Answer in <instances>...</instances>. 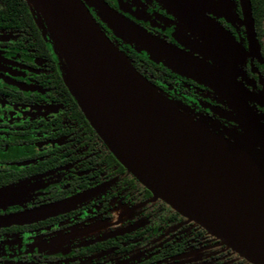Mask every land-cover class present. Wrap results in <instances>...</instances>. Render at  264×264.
I'll list each match as a JSON object with an SVG mask.
<instances>
[{"label": "flooded vegetation", "instance_id": "af4514ba", "mask_svg": "<svg viewBox=\"0 0 264 264\" xmlns=\"http://www.w3.org/2000/svg\"><path fill=\"white\" fill-rule=\"evenodd\" d=\"M16 1L12 15L10 0H0V264H252L162 199L151 201L152 192L124 165L108 167L98 149L75 138L72 113L55 97L57 75L72 89L65 61L36 11L35 27L22 25ZM77 1L122 52L149 60L137 62L140 73L199 125L246 147L228 93L235 77L264 126V36L256 35L257 50L247 55L242 0ZM187 7L216 29L207 32ZM100 9L164 50L122 36ZM210 41L222 42L221 57ZM203 74L217 80L206 83ZM255 146L264 160V145Z\"/></svg>", "mask_w": 264, "mask_h": 264}, {"label": "water", "instance_id": "95a60500", "mask_svg": "<svg viewBox=\"0 0 264 264\" xmlns=\"http://www.w3.org/2000/svg\"><path fill=\"white\" fill-rule=\"evenodd\" d=\"M25 1L46 23L75 78L73 92L85 112L121 162L152 192L150 200L162 199L250 263L264 264V160L255 146L264 145V126L250 114L235 77L228 93L234 119L247 138L246 147L216 136L164 97L77 0ZM242 5L247 55H254L257 39L250 0H242ZM185 9L207 32L216 29L198 10ZM101 12L120 28L122 36L139 39L155 52L158 44L149 34L106 9ZM218 43L210 41L209 47L221 57L223 44ZM219 61L228 68L227 62ZM178 67L187 69L182 64ZM203 75L206 83L217 80Z\"/></svg>", "mask_w": 264, "mask_h": 264}, {"label": "trees", "instance_id": "16d2710c", "mask_svg": "<svg viewBox=\"0 0 264 264\" xmlns=\"http://www.w3.org/2000/svg\"><path fill=\"white\" fill-rule=\"evenodd\" d=\"M22 2V25L35 27L34 19L32 18L31 11H35L25 0H19ZM251 12L254 20V29L258 39L260 40L264 36V0H250ZM19 3L16 0H10L9 10L10 13L14 11H19ZM18 13L16 12V15ZM124 53V52H123ZM125 54V53H124ZM126 57L130 59H135V62H130L140 73L137 67V62H141L144 66L150 63L145 57L136 55L133 51L130 54L126 52ZM134 57V58H133ZM141 74V73H140ZM57 96H55L62 105L67 109H70L75 123V138L82 140L87 147L88 151L97 150V154L105 157V163L108 167H112L113 164L119 163L123 165L110 145L107 142L104 134L99 128H97L93 122V119L88 116L83 108V104L78 96L73 92V90L66 84L60 75H57ZM68 112L66 111V114Z\"/></svg>", "mask_w": 264, "mask_h": 264}, {"label": "rangeland", "instance_id": "374dc122", "mask_svg": "<svg viewBox=\"0 0 264 264\" xmlns=\"http://www.w3.org/2000/svg\"><path fill=\"white\" fill-rule=\"evenodd\" d=\"M126 23H129V22H126ZM124 27L128 28V30H130V27L126 26L125 24H123ZM263 27H264V23H263ZM152 37V36H151ZM132 41H136V42H139L141 43V41L139 39H135V38H130ZM262 45H263V48H264V37L262 39ZM165 52V51H164ZM174 61V60H173ZM178 64H182V62L179 61ZM177 64V65H178ZM183 65V64H182ZM66 68H64V76H65V79L67 81V83L72 87L73 90H77V84H76V81H75V78L71 77V74L68 73L70 72L69 69H68V66L65 62V65H64ZM68 71V72H67ZM80 91V90H79ZM78 94H81V93H78ZM80 98H81V95H80ZM83 101V99H82ZM95 126L98 128V126L95 124ZM114 154L116 155V157L118 158V160L121 162V159H119V156L117 155L116 152H114ZM123 165V161L121 162ZM125 166V165H124ZM126 167V166H125ZM127 168V167H126ZM89 194V192H86V193H82V194H79V195H76L75 197L71 198V199H68L66 201H64L63 203H73V202H76L78 201L77 199L80 198L81 200L84 199L85 197H87V195Z\"/></svg>", "mask_w": 264, "mask_h": 264}]
</instances>
